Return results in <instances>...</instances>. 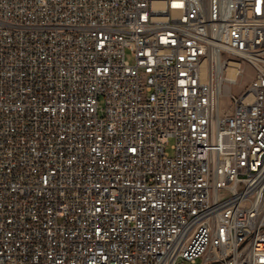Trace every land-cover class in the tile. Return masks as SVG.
Masks as SVG:
<instances>
[{
	"label": "built area",
	"instance_id": "built-area-1",
	"mask_svg": "<svg viewBox=\"0 0 264 264\" xmlns=\"http://www.w3.org/2000/svg\"><path fill=\"white\" fill-rule=\"evenodd\" d=\"M185 260L264 264V0H0V264Z\"/></svg>",
	"mask_w": 264,
	"mask_h": 264
},
{
	"label": "rangeland",
	"instance_id": "rangeland-1",
	"mask_svg": "<svg viewBox=\"0 0 264 264\" xmlns=\"http://www.w3.org/2000/svg\"><path fill=\"white\" fill-rule=\"evenodd\" d=\"M127 58L131 59V54L127 52L126 54ZM243 64V68H244V73L242 74V76L240 77V82L241 83H245V80L248 81L251 77L252 74V68L248 63H245V61L242 62ZM239 85L235 84L233 86L234 91L236 92L239 89ZM168 150H170V148H167ZM176 264H180V263H176ZM181 264H198V262L195 263H191L187 260L183 261Z\"/></svg>",
	"mask_w": 264,
	"mask_h": 264
},
{
	"label": "bare ground",
	"instance_id": "bare-ground-1",
	"mask_svg": "<svg viewBox=\"0 0 264 264\" xmlns=\"http://www.w3.org/2000/svg\"><path fill=\"white\" fill-rule=\"evenodd\" d=\"M233 62V61H232ZM234 63V62H233Z\"/></svg>",
	"mask_w": 264,
	"mask_h": 264
}]
</instances>
